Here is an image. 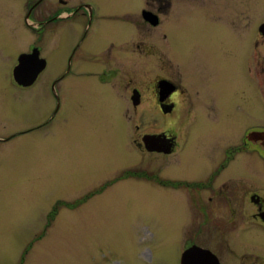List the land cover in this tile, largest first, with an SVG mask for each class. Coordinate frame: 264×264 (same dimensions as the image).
I'll return each instance as SVG.
<instances>
[{"label": "rangeland", "instance_id": "374dc122", "mask_svg": "<svg viewBox=\"0 0 264 264\" xmlns=\"http://www.w3.org/2000/svg\"><path fill=\"white\" fill-rule=\"evenodd\" d=\"M106 1L104 8L113 14L136 12L140 7V0ZM173 1L174 7L161 18L159 29L170 33L192 65L203 56L207 42L215 46L220 37H232L217 18L221 19L220 8L211 9L202 0ZM253 1L255 8L240 6V13L233 15L240 16V31L247 30L252 18L255 25L264 20V0ZM166 2L160 1L162 5ZM25 12V0H0L1 136H8L10 129L26 128L31 121L39 124L53 113L57 101L52 85L64 71L57 51L45 43L49 65L37 85L24 89L11 83L9 67L16 54L32 44L42 45L25 25ZM122 26L110 23L107 32L127 31L130 42L138 40L131 21L126 28ZM149 31L144 28L143 34L153 36L156 29ZM244 38L240 37L241 43ZM129 63L138 61L130 55ZM144 65L151 75L154 62L146 59ZM244 76L241 66L239 93L248 96L252 87ZM62 84V103L54 123L32 136L0 144V264H180L190 223L189 206L181 197L184 190L177 196L146 180L158 167L162 175L163 170L169 174L175 169L173 160L160 162L153 155H140L130 144L135 124L140 125V133L153 132L162 126L163 116L144 103L139 109L143 115H134L128 123L120 113L127 105L112 87ZM129 104L132 106L131 100ZM253 121L264 123L259 116ZM191 164L201 168L198 160ZM257 167L256 180L264 182V163ZM127 169L131 176L136 170L138 175L121 178ZM114 180L105 191L87 198L88 192ZM230 200L234 205V199ZM241 204L245 206L244 199ZM193 207L199 210L200 205L194 203ZM247 235L250 238L249 231ZM247 235L242 233L244 241ZM259 235L253 238L257 247L264 243ZM238 244H242L240 240L235 248L241 252L251 248L248 242ZM256 253L264 256V251ZM234 257L227 251L226 264L231 260L239 264Z\"/></svg>", "mask_w": 264, "mask_h": 264}, {"label": "flooded vegetation", "instance_id": "af4514ba", "mask_svg": "<svg viewBox=\"0 0 264 264\" xmlns=\"http://www.w3.org/2000/svg\"><path fill=\"white\" fill-rule=\"evenodd\" d=\"M25 1L24 23L42 45L32 44L28 50L16 54L9 67L11 83L24 89L37 85L49 65L45 43L57 51L64 71L52 85L57 101L53 113L39 124L33 125L31 121L26 128L10 129L8 136L0 133V144L32 136L54 123L62 103L59 87H63V81L70 85L81 82L83 86L84 83L110 86L127 105L120 113H124L128 123L134 115H143L139 109L144 103L163 116L162 126L153 132L140 133V125L135 124L130 144L140 155H153L160 162L167 158L173 160L175 169L169 174L163 170L162 175L158 167L146 180L177 196L181 193L179 190H184L181 197L189 206L190 223L186 233L188 244L183 252L198 245L215 254L221 264L227 262V251L239 264H264L263 254L256 253L264 251V243L257 247L253 239H257L258 234L264 238V182L256 180L257 165L264 163V123L253 121L256 116L264 120V31L261 29L264 20L255 25L252 18L247 30L240 31V16H233L235 12L240 13V6L255 8V2L202 0L211 9L220 8L218 14L222 20L217 18L232 37H220L215 46L207 42L202 47L203 56L197 65H192L176 47L170 33L159 29L161 18H166L174 7L172 0L163 5L161 0H140L136 12L115 11L114 14L104 8L106 0ZM129 21L135 25L138 40L130 42L127 31L107 32L110 23H121L126 28ZM144 28L149 33L151 28L156 31L150 36L143 34ZM68 32L70 37H66ZM242 36L245 37L243 43ZM33 53L44 59L46 65L25 85L18 82L14 72L20 56ZM130 55L135 56L138 63L130 64ZM146 59L155 65L150 68L151 75L149 67L144 65ZM34 66L32 62L26 65L31 76ZM241 66L252 87L248 96L239 93ZM146 134L159 136L157 150L146 149L143 143ZM197 160L201 168L191 164ZM130 173L127 169L120 176L127 178ZM138 173L141 172L138 170ZM132 175L137 176V170ZM143 178L146 177L142 175ZM114 182L116 180L88 192L87 198L105 191ZM230 198L234 199V205ZM243 199L245 206L241 204ZM194 203L200 205L199 210L193 207ZM229 232L232 237L228 236ZM235 232L238 233L234 236ZM242 233L247 235L246 242ZM239 240L242 244L238 245L250 244L249 251L235 248ZM231 261L228 264L236 263Z\"/></svg>", "mask_w": 264, "mask_h": 264}, {"label": "water", "instance_id": "95a60500", "mask_svg": "<svg viewBox=\"0 0 264 264\" xmlns=\"http://www.w3.org/2000/svg\"><path fill=\"white\" fill-rule=\"evenodd\" d=\"M261 29L264 31V24L262 25ZM29 56H33L30 59ZM30 62L34 63L35 66L33 67L32 76L31 73L28 74V70H26V65ZM46 61L44 59H39L38 55L32 54H22L19 59V64L15 69V78L18 82L22 84H28L31 78H35L36 74L45 67ZM135 103H138L136 97L134 96ZM159 140V136L155 134H146L143 137V143L148 151H155L157 150V143ZM181 264H220L218 258L214 256L209 250L204 249L200 246L193 245L187 248L181 257Z\"/></svg>", "mask_w": 264, "mask_h": 264}]
</instances>
